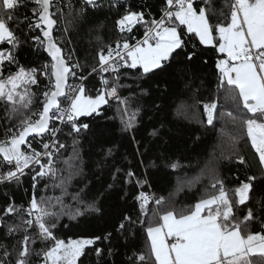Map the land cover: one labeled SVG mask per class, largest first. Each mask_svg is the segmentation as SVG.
Listing matches in <instances>:
<instances>
[{
	"label": "snow or ice",
	"instance_id": "obj_1",
	"mask_svg": "<svg viewBox=\"0 0 264 264\" xmlns=\"http://www.w3.org/2000/svg\"><path fill=\"white\" fill-rule=\"evenodd\" d=\"M32 3L31 16L16 24V28L27 25L24 37L29 40L12 27L16 10L27 7L24 0H0V102L8 119L6 139L0 141V185L22 186L26 179L31 180L26 207L11 198L0 208V239L16 241L11 250L0 243V264H32L34 255L42 256L43 264H264V233L248 230L253 222H264V205L252 206L250 195L256 183H264V0H231L227 11L219 14L212 0H166L159 19L124 6L121 0H79L78 8L76 0ZM121 7L123 12L115 20L119 33H132L139 25L144 28L143 39L135 44L117 40L115 47L101 48L92 63L81 62L76 50L68 48L70 41L58 34L65 10L83 20L89 11H119ZM25 47L42 51L49 59L39 67H25L19 62ZM198 47H211L224 57L215 64L218 88L225 90L236 113L226 115L246 131L261 176L248 175L230 196L227 177L213 165L209 169L213 194L186 211H177L163 208V197L150 195L148 170L141 174L123 164L116 149L107 146L111 129L96 121L106 106L114 104L120 131L130 136L134 155L143 157L144 145L137 133L143 114L140 101L150 94V86L144 85L169 70L187 76L188 65L199 56ZM94 75L99 76L100 87L95 96H89L84 82ZM41 78L47 81L43 89ZM70 79L80 83H69ZM124 90L128 95L122 94ZM203 109L207 124L213 125L217 104L206 103ZM224 116L220 114L221 119ZM163 127H153L148 136L163 140L167 135ZM66 129L71 145L61 140ZM230 139L234 149L242 136L237 133ZM82 141L89 146L88 172ZM69 147L71 155L62 159ZM225 158L240 167L248 164L234 150ZM157 160L159 166L154 161L150 167H181L166 152ZM50 188L59 189L60 194H40ZM113 197L125 203L134 201L138 214L116 211L112 230L98 235L67 242L55 235L63 217L84 223L104 219ZM153 201L156 207L150 208ZM141 230L150 242L147 253L133 250ZM38 240L51 242V247L36 250ZM121 240L123 253L117 246ZM253 255L260 260H251Z\"/></svg>",
	"mask_w": 264,
	"mask_h": 264
},
{
	"label": "trees",
	"instance_id": "obj_2",
	"mask_svg": "<svg viewBox=\"0 0 264 264\" xmlns=\"http://www.w3.org/2000/svg\"><path fill=\"white\" fill-rule=\"evenodd\" d=\"M27 7H20L16 10V21L12 24L13 29L21 38L27 31V25L18 24L27 15L30 17L31 8L34 6L32 0H24ZM166 0H121L124 6L131 5L133 10H143L150 13V17L159 19L162 15V9ZM231 0H212V7L216 13L227 11V5ZM79 6V1L75 5ZM123 7L119 9L105 8L102 12L92 13L89 11L87 19H76L75 14H69L66 10L65 17L60 26V33L66 37V41H70L68 48H74L81 62L85 59L92 63L93 58L98 59V53L101 48L107 50V45L115 47V42L120 40L121 43L127 39L130 44H135L137 40L143 38L144 28L137 26L132 33H119L115 26V20L122 14ZM2 47V46H0ZM199 56L188 65L189 74L178 75L175 70L160 73L155 76L144 87H149V95L144 96L140 103L143 105L142 123L137 133V139L141 140L144 147L141 151L144 156L134 155L135 148L131 142L130 136L120 131L119 118L116 113L115 105L108 108L103 116L98 118L97 124L107 125L112 135L109 137L111 143L107 146L116 149L118 159L130 166L133 170L139 169L142 174L145 169L148 170L150 183L152 187L147 189L152 191L155 197H163L166 201L162 205L163 208L175 207L177 211L188 210L193 207L202 197L213 194L211 188L212 178L209 169L215 165L216 171L222 176L227 177L225 181L229 190V195H234V189L239 186V181L246 179L248 175H256L258 178L261 173L258 170V157L255 150L251 146V141L246 135V131L240 130L237 125L230 122V118L226 113L232 111L235 115V105L227 99V94L222 88H218L219 72L215 67L218 59L223 57L211 47L203 49L197 48ZM49 58L42 51H34L31 47H25L19 55L20 64L25 67H39ZM183 60V57H181ZM206 61V63L204 62ZM7 73H5V76ZM107 75V74H105ZM134 73L129 72V76ZM42 79L40 88L43 89L45 80ZM99 76L90 77L85 83L86 95L95 96L96 90L100 87ZM130 81H125L129 83ZM33 91L36 87L33 86ZM123 95H128V91L124 90ZM40 93L37 92V96ZM215 102L217 104L216 119L213 125L207 124V117L204 113L203 105ZM33 110H36L33 108ZM225 116L221 119L220 114ZM111 118V119H110ZM8 124L7 112L5 105L0 102V133L2 127ZM163 124L162 131L167 133L163 140H153L148 136V132L153 127L159 128ZM61 136V140L71 145V139L66 135ZM239 133L242 136L239 143L233 149L231 145V137ZM237 151L244 155L248 164L245 166H237L230 163L227 157L230 152ZM82 152L85 160V172L89 168V146L86 141H82ZM167 153L173 161H179L181 167L172 170L170 168L150 167L155 161L159 166L160 162L157 157L162 153ZM223 154V155H222ZM71 155L69 147L63 152L62 159H68ZM127 157V159H124ZM143 160V165L140 160ZM63 167L64 165H60ZM238 178V179H237ZM76 183V181H73ZM31 180L26 179L22 186L12 185L5 187L0 185V208H3L9 199L14 198L17 205L27 206L30 199ZM48 196H58L59 189H49L46 193ZM251 195V203L254 207L264 205V183H256L254 193ZM150 208H155L154 201L150 203ZM242 207V206H241ZM136 215L138 214V205L129 199L127 203L113 197L109 201V207L102 220H93L89 223L70 221L67 217H63L55 230V235L59 239H77L92 234H100L101 231H110L111 225L115 219L116 211H124ZM242 216V213H237ZM151 219V216L149 217ZM64 225H67L66 227ZM249 232L264 233V222L257 220L249 225ZM3 232L0 231V237ZM0 243L11 246L16 243L13 239H0ZM114 243H116L114 241ZM124 241H119L118 249L121 253L125 251L123 247ZM150 242L147 239L146 231L141 230L135 238L134 251L138 250L144 253L149 251ZM36 250L47 249L51 247V242L37 241L34 246ZM253 261H259V255L250 257ZM32 264H43L42 256H33Z\"/></svg>",
	"mask_w": 264,
	"mask_h": 264
},
{
	"label": "built area",
	"instance_id": "obj_3",
	"mask_svg": "<svg viewBox=\"0 0 264 264\" xmlns=\"http://www.w3.org/2000/svg\"><path fill=\"white\" fill-rule=\"evenodd\" d=\"M78 1H79V0H76V4H77ZM76 4H75V5H76ZM65 12H66V10H65ZM30 16H31V15H30ZM62 22H63V19H62V21H61V24H62ZM142 39H143V38H142ZM46 83H47V81L45 80V84H46ZM69 83L79 84L80 81H78V80H71V79H70ZM85 83H86V81L84 82V84H85ZM62 103H63L64 106H67V103H66L65 101L62 100ZM5 139H6V137H5V126H4V127H2V132L0 133V141L5 140ZM33 143L35 144L36 142H33ZM38 150H39V148H38ZM149 193H150V195H152V196L155 197V195H154V193H153L152 191H150Z\"/></svg>",
	"mask_w": 264,
	"mask_h": 264
},
{
	"label": "water",
	"instance_id": "obj_4",
	"mask_svg": "<svg viewBox=\"0 0 264 264\" xmlns=\"http://www.w3.org/2000/svg\"><path fill=\"white\" fill-rule=\"evenodd\" d=\"M63 100V99H62ZM24 146H22V148H23Z\"/></svg>",
	"mask_w": 264,
	"mask_h": 264
},
{
	"label": "rangeland",
	"instance_id": "obj_5",
	"mask_svg": "<svg viewBox=\"0 0 264 264\" xmlns=\"http://www.w3.org/2000/svg\"><path fill=\"white\" fill-rule=\"evenodd\" d=\"M222 58H224V57H222Z\"/></svg>",
	"mask_w": 264,
	"mask_h": 264
}]
</instances>
